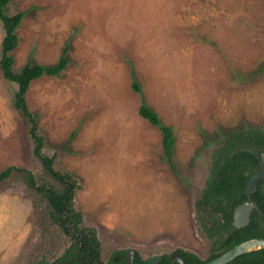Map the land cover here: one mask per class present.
<instances>
[{
    "label": "rangeland",
    "instance_id": "1",
    "mask_svg": "<svg viewBox=\"0 0 264 264\" xmlns=\"http://www.w3.org/2000/svg\"><path fill=\"white\" fill-rule=\"evenodd\" d=\"M16 12L15 72L62 54L68 63L25 93L40 146L0 67V172L16 168L0 180V264L51 263L73 241L38 190L61 188L40 155L75 181L78 226L94 229L103 263L130 249L142 260L177 249L206 258L219 244L195 201L217 137L264 130V0H10L5 13ZM3 35L0 21V44ZM132 72L174 132V168L137 113Z\"/></svg>",
    "mask_w": 264,
    "mask_h": 264
},
{
    "label": "trees",
    "instance_id": "2",
    "mask_svg": "<svg viewBox=\"0 0 264 264\" xmlns=\"http://www.w3.org/2000/svg\"><path fill=\"white\" fill-rule=\"evenodd\" d=\"M10 0H0V21L4 31L1 40L0 67L3 77L15 83L17 90L14 94V105L23 113L26 119L32 123L30 132L37 140L38 146L41 139L35 135L34 115L28 110L24 96L29 83L43 75L56 76L60 74L68 63L64 54L58 61L50 65L26 63L19 71L12 68L13 57L11 52L17 45L16 28L20 23L22 12L12 15L5 13V8ZM131 87L140 96V103L137 109L138 115L149 124L156 127L161 135L163 154L167 158L171 168H174L172 155L175 149V135L172 128L162 123L158 113L153 110L145 101L141 87L131 73ZM222 139L219 146L212 154V160L205 186L198 199L195 201L199 221L209 235H216L215 242L223 247L219 253L213 254L210 258L219 256L222 252L234 245L255 237H263L261 226L257 225L255 217L264 221V179L257 182V187L251 197L258 205L261 214L253 211L250 221L242 227L232 225L234 208L247 199L246 186L249 178L258 169L261 154L264 152V130L258 126L248 129L233 131L217 137ZM36 147V153H38ZM47 170L61 184L60 189L42 186L50 207V217L59 225L65 235L73 241L62 255L56 258L51 264H126L125 258L121 257L118 262L110 259L103 263L100 259L99 241L94 229L81 228L79 213L72 208V198L76 188L75 181L67 173H60L51 169V159L39 156ZM7 168L0 172V180L7 177L11 170ZM27 178L32 186L31 174ZM225 231V235H223ZM211 232V233H210ZM262 250V249H261ZM263 251V250H262ZM178 253L185 257V264H196L201 262L199 258L187 251L178 250ZM253 252L237 256L226 264H248L251 261ZM133 264H145L138 255L134 258ZM160 264H170L167 255H163Z\"/></svg>",
    "mask_w": 264,
    "mask_h": 264
},
{
    "label": "water",
    "instance_id": "3",
    "mask_svg": "<svg viewBox=\"0 0 264 264\" xmlns=\"http://www.w3.org/2000/svg\"><path fill=\"white\" fill-rule=\"evenodd\" d=\"M260 179H264V168L261 166V161L259 160L258 163V169L256 172L249 178L247 186H246V196L247 200L240 203L238 206L234 208L233 211V221L232 224L235 227H241L245 226L249 222V215L252 208H255L257 211H259L258 206L256 202L252 199L251 195L255 192L257 187V182ZM264 249V239H257V238H251L245 241H242L227 251L223 252L219 256L215 257L214 259L199 263V264H226L230 261H232L234 258H236L239 255L249 253L255 250ZM133 250L129 251L128 256V264H131L133 257ZM178 257L177 251H173L171 253V256ZM161 260V256H152L148 258L146 264H157ZM41 264H51L49 262H44ZM178 264H181L180 262Z\"/></svg>",
    "mask_w": 264,
    "mask_h": 264
},
{
    "label": "flooded vegetation",
    "instance_id": "4",
    "mask_svg": "<svg viewBox=\"0 0 264 264\" xmlns=\"http://www.w3.org/2000/svg\"><path fill=\"white\" fill-rule=\"evenodd\" d=\"M247 200V199H246ZM245 200V201H246ZM238 206V205H237ZM258 206V205H257ZM259 209V208H258ZM257 211L255 208H252V210L250 211V215H249V221H250V217H251V214L253 213V211ZM234 211V210H233ZM258 213H260L261 214V211L259 210V211H257ZM233 216V215H232ZM255 219H256V222H257V225L258 226H261V232H262V236L263 237H255V238H257V239H264V221H262L260 218H258L257 216L255 217ZM232 221H233V217H232ZM249 223V222H248ZM233 225V224H232ZM247 225V224H246ZM235 227V226H234ZM242 227V226H241ZM215 234V233H214ZM130 250H132V249H130ZM130 250H128L127 251V253H126V257H125V261H126V264H128V256H129V251ZM209 250H210V253H209V255L206 257V258H204V259H201V258H199V260H201V262H199V263H204V262H207V261H210V260H212V259H214L215 257H213V258H210L213 254H216V253H219L221 250H223V247H220L219 245H217V244H211L210 243V246H209ZM263 250V251H262ZM260 249V250H255V251H252L253 252V254H252V256H251V261H249V263L248 264H264V249ZM134 251V250H133ZM177 251V253H178V249L176 250ZM227 251V250H226ZM225 252V251H224ZM172 253V252H171ZM171 253H169V254H167V257H168V260H169V262H170V264H178L179 262L181 263V264H185V262H186V259H185V257H182L179 253H178V257H176L175 255L174 256H171ZM223 253V252H222ZM221 253V254H222ZM136 255L137 254H135V251L133 252V254H132V257H133V260H132V262H131V264H133V261H134V258L136 257ZM161 256V260H162V257H163V255H160ZM150 258V257H149ZM120 259H122L121 258V256H120V254L119 253H117L111 260H113V262H118ZM147 260H148V258L147 259H144V261H145V264H146V262H147ZM161 260L159 261V262H157V264H160V262H161ZM199 263H196V264H199Z\"/></svg>",
    "mask_w": 264,
    "mask_h": 264
}]
</instances>
